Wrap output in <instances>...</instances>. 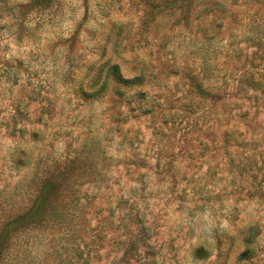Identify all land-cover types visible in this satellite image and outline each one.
<instances>
[{
  "label": "rangeland",
  "instance_id": "1",
  "mask_svg": "<svg viewBox=\"0 0 264 264\" xmlns=\"http://www.w3.org/2000/svg\"><path fill=\"white\" fill-rule=\"evenodd\" d=\"M0 264H264V0H0Z\"/></svg>",
  "mask_w": 264,
  "mask_h": 264
},
{
  "label": "trees",
  "instance_id": "2",
  "mask_svg": "<svg viewBox=\"0 0 264 264\" xmlns=\"http://www.w3.org/2000/svg\"><path fill=\"white\" fill-rule=\"evenodd\" d=\"M113 73L115 74V76L120 80L122 77L120 75V71L119 68L117 66L113 67Z\"/></svg>",
  "mask_w": 264,
  "mask_h": 264
}]
</instances>
